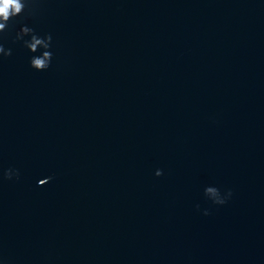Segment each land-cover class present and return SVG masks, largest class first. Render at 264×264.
<instances>
[{
  "label": "water",
  "instance_id": "1",
  "mask_svg": "<svg viewBox=\"0 0 264 264\" xmlns=\"http://www.w3.org/2000/svg\"><path fill=\"white\" fill-rule=\"evenodd\" d=\"M0 46V264H264V0H28Z\"/></svg>",
  "mask_w": 264,
  "mask_h": 264
},
{
  "label": "clouds",
  "instance_id": "2",
  "mask_svg": "<svg viewBox=\"0 0 264 264\" xmlns=\"http://www.w3.org/2000/svg\"><path fill=\"white\" fill-rule=\"evenodd\" d=\"M28 0H0V32H4L8 26L9 21L22 14L27 6ZM25 36H29L30 39L24 40V45L29 49L30 52L36 53L38 46L43 45L44 51L42 57L34 55L31 58L30 65L35 70H45L49 67L51 60V52L48 51L51 42V36L44 38L39 37L34 33L32 28L27 26L21 27L20 31L16 34L17 40H23ZM0 53L5 56L11 55V50H5L3 46H0ZM11 170L6 173L8 178H11ZM160 176V173L156 174ZM47 183V182H46ZM230 195V193H229ZM225 200H220L217 203L223 204Z\"/></svg>",
  "mask_w": 264,
  "mask_h": 264
}]
</instances>
